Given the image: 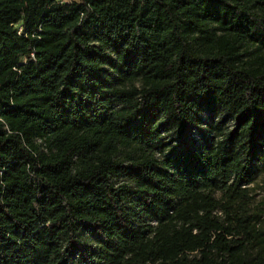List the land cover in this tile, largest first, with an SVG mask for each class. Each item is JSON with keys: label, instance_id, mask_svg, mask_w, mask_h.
Segmentation results:
<instances>
[{"label": "trees", "instance_id": "trees-1", "mask_svg": "<svg viewBox=\"0 0 264 264\" xmlns=\"http://www.w3.org/2000/svg\"><path fill=\"white\" fill-rule=\"evenodd\" d=\"M263 165L264 0H0V264H264Z\"/></svg>", "mask_w": 264, "mask_h": 264}, {"label": "rangeland", "instance_id": "rangeland-1", "mask_svg": "<svg viewBox=\"0 0 264 264\" xmlns=\"http://www.w3.org/2000/svg\"><path fill=\"white\" fill-rule=\"evenodd\" d=\"M69 3H81L82 0H64ZM206 120V117H204ZM231 123V122H230ZM196 140H199L197 137ZM250 187V208L252 214L258 215L257 227L264 230V165L257 171Z\"/></svg>", "mask_w": 264, "mask_h": 264}]
</instances>
